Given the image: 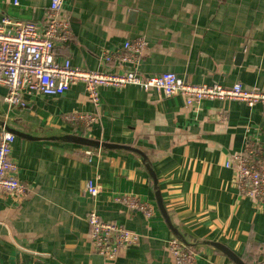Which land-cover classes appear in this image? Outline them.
<instances>
[{"label":"crops","instance_id":"crops-1","mask_svg":"<svg viewBox=\"0 0 264 264\" xmlns=\"http://www.w3.org/2000/svg\"><path fill=\"white\" fill-rule=\"evenodd\" d=\"M0 0V20L43 25L50 0ZM61 16L72 39L54 48L57 61L94 72H115L101 62L126 42L143 39L137 65L147 77L172 73L195 85L241 84L264 92V0H63ZM95 109L80 84L58 97H26L28 108L8 111L0 87V124L15 136L12 160L27 188L21 202L0 197V264H173L166 244L175 238L160 214L153 181L142 158L123 149H91L52 139L81 136L135 149L157 179L171 225L196 245L197 264H234L210 243L245 264L264 261V205L255 206L233 185L225 163L247 139L264 145V111L238 102L201 101L127 86L100 88ZM70 113L94 114L97 122L73 130ZM91 152L90 161L86 153ZM99 187L96 197L85 186ZM133 197L153 215L115 202ZM136 232L141 239L108 262L93 249L90 211Z\"/></svg>","mask_w":264,"mask_h":264},{"label":"built area","instance_id":"built-area-1","mask_svg":"<svg viewBox=\"0 0 264 264\" xmlns=\"http://www.w3.org/2000/svg\"><path fill=\"white\" fill-rule=\"evenodd\" d=\"M17 5V0L13 1ZM63 0H50L44 12L43 25L17 21L9 18L0 20V87L5 89L3 102L8 111L22 112L28 108L26 97L39 94L58 97L71 86H83L88 101L97 109L100 104L99 89L121 90L127 86L138 87L144 92L156 91L164 98L180 97L187 107L209 102H238L247 107L260 106L264 111V92L247 89L241 84L222 87L217 84L195 85L175 74L165 73L147 77L138 71L129 70L128 65H137L145 41L141 38L126 42L115 52H104L101 62L115 72H94L71 65L68 59L57 61L54 48L67 44L72 39L70 23L61 16ZM98 117L94 114L70 113L63 120L73 130L92 125ZM15 136L0 128V197L21 202L28 188L18 179V167L12 160V146ZM91 152L86 153L90 161ZM226 168L233 170V185L242 197L255 206L264 205V145L256 139H247L241 152L233 162H226ZM86 192L96 197L99 187L89 181ZM130 210L153 215V210L133 197H118L114 200ZM88 237L94 251L108 262H113L122 251L139 244L140 235L125 226L102 220L96 211L86 216ZM166 249L173 264H197L194 248L171 238Z\"/></svg>","mask_w":264,"mask_h":264},{"label":"water","instance_id":"water-1","mask_svg":"<svg viewBox=\"0 0 264 264\" xmlns=\"http://www.w3.org/2000/svg\"><path fill=\"white\" fill-rule=\"evenodd\" d=\"M0 128H2L4 131L14 135V136H18V137H22V138H30L27 135L21 134L20 132H17L16 130L10 129L6 124L1 123L0 124ZM52 139H59V140H64V141H68L71 142L75 145H79V146H84V147H88L91 149H99V148H105V149H109V150H116V149H123V150H128L130 152L136 153L138 154L143 161V165L147 171V173L149 174V177L151 178V180L153 181V185L155 188V196H156V204L158 207V210L160 212V214L162 215L163 219L165 220V223L167 225V227L169 228V230L173 233V235L175 236L176 239H178L179 241H181L182 243L190 246L193 248V246L196 245V240L193 238H190L187 236V238L190 240L189 243H187L184 235H181L177 229H175L169 220L168 214L165 210L164 204H163V200L161 197V194L157 188V179L153 173V170L151 168V166L149 165V163H147L146 161V157L140 153L139 151L129 148V147H125V146H116V145H110V144H105V143H100L98 141L95 140H90L81 136H76V135H72V136H63V137H59V138H52ZM211 246H213L215 249L219 250L221 253H223L227 258H229L234 264H245L243 263L239 257H237L233 252H231L229 249H227L226 247L217 244V243H210ZM259 264H264V261L259 263Z\"/></svg>","mask_w":264,"mask_h":264}]
</instances>
